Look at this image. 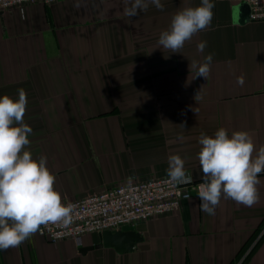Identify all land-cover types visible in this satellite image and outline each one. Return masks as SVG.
<instances>
[{
  "label": "crops",
  "instance_id": "0c3cea01",
  "mask_svg": "<svg viewBox=\"0 0 264 264\" xmlns=\"http://www.w3.org/2000/svg\"><path fill=\"white\" fill-rule=\"evenodd\" d=\"M213 2L210 27L179 53L163 49L159 35L201 0H161L163 11L150 4L133 17L125 0L0 10V97L26 91L28 150L47 157L64 203L166 176L173 154L203 180L201 132L247 131L257 150L264 145V20H249L240 4ZM208 54L210 73L197 77ZM258 179L252 207L222 198L210 216L193 196L173 213L123 228L140 235L130 252L103 247L98 233L80 246L36 233L0 250V264H264V172Z\"/></svg>",
  "mask_w": 264,
  "mask_h": 264
},
{
  "label": "clouds",
  "instance_id": "9594fccd",
  "mask_svg": "<svg viewBox=\"0 0 264 264\" xmlns=\"http://www.w3.org/2000/svg\"><path fill=\"white\" fill-rule=\"evenodd\" d=\"M130 7L125 15L137 16L149 5L163 11L161 0H125ZM213 0H201L199 6L185 7L171 18L170 25L161 31L158 44L172 53H179L186 42L210 27L213 19ZM206 41L197 49L203 52ZM213 55L208 54L199 65L197 77L206 79ZM195 66V65H194ZM243 83V77L237 78ZM17 98L0 97V250L19 247L35 235L42 226L67 227L73 222L75 205L64 203L55 189L56 177L47 167V157L34 159L30 150L31 127L25 123L27 94L17 90ZM199 99L198 94L195 100ZM182 139V138H181ZM198 160L203 182L198 185L200 208L207 215H215L221 199L252 207L259 201L258 176L264 172V145L257 150L247 131H228L221 127L214 135L201 132ZM167 175L174 185L190 184L184 160L176 154L168 157ZM185 199H191L185 195Z\"/></svg>",
  "mask_w": 264,
  "mask_h": 264
},
{
  "label": "built area",
  "instance_id": "2783aa9c",
  "mask_svg": "<svg viewBox=\"0 0 264 264\" xmlns=\"http://www.w3.org/2000/svg\"><path fill=\"white\" fill-rule=\"evenodd\" d=\"M236 4H247L251 21L264 20V0H220ZM55 0H0V10H22L29 4L50 5ZM190 175V174H189ZM191 176V175H190ZM190 184L174 185L168 175L153 180H133L89 194L75 205L73 222L65 227L42 226L37 234L48 241L71 239L81 245L83 236L105 230H119L144 222L154 217L177 211L185 195L198 198V185L203 180L192 176Z\"/></svg>",
  "mask_w": 264,
  "mask_h": 264
},
{
  "label": "water",
  "instance_id": "95a60500",
  "mask_svg": "<svg viewBox=\"0 0 264 264\" xmlns=\"http://www.w3.org/2000/svg\"><path fill=\"white\" fill-rule=\"evenodd\" d=\"M240 9L246 15L249 14V7L247 4H240ZM99 240L103 247H113L118 253H125L132 251L138 241L140 235L134 230H105L98 234ZM87 248L82 247L81 251H85Z\"/></svg>",
  "mask_w": 264,
  "mask_h": 264
}]
</instances>
